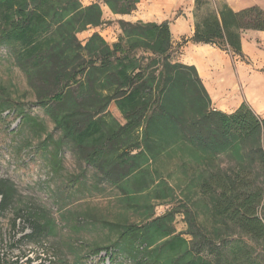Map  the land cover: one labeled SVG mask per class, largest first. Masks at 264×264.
Wrapping results in <instances>:
<instances>
[{
    "label": "trees",
    "instance_id": "obj_1",
    "mask_svg": "<svg viewBox=\"0 0 264 264\" xmlns=\"http://www.w3.org/2000/svg\"><path fill=\"white\" fill-rule=\"evenodd\" d=\"M139 1L92 0L84 6L80 0H0V48L12 54L36 104L61 133L40 142L45 149L52 146L45 163L57 172L60 152L69 146L96 172L93 187L117 189L119 202L139 213V222L119 232L109 258L121 255L134 264H264V117L245 104L230 114L212 110L195 69L171 61L168 22L118 21L120 34L111 45L98 33L85 44L77 38L105 25L102 6L127 15ZM244 31L264 32V11L252 6L234 12L219 2L195 21L190 41L242 59ZM9 108L0 107V115ZM17 115L20 130L41 127L45 133L34 117ZM178 152L194 162L207 156L208 168L194 166L188 175L184 167L183 178L172 183L154 179V166L165 168L163 158ZM221 155L234 166L215 168ZM176 188L209 197L211 222L198 220L187 205L155 216L150 202L169 198ZM15 201L14 185L0 179V213ZM179 211L189 240L173 227ZM51 225L33 217L23 237L36 243Z\"/></svg>",
    "mask_w": 264,
    "mask_h": 264
},
{
    "label": "rangeland",
    "instance_id": "obj_2",
    "mask_svg": "<svg viewBox=\"0 0 264 264\" xmlns=\"http://www.w3.org/2000/svg\"><path fill=\"white\" fill-rule=\"evenodd\" d=\"M80 1L84 6L92 2ZM219 2L222 1L200 0L196 7L194 0V23L210 11H215ZM102 12L105 25L97 32L111 45L120 34L117 33L118 20L113 19L105 6H102ZM91 34L92 28H89L77 38L85 44ZM7 105L10 108L0 115V179L9 180L14 185L16 201L0 213V264H134L121 255L116 260L109 258L107 251L117 242L123 227L139 222V213L126 209L119 202L120 192L117 189L105 184L93 187L97 182L96 172L80 162L67 145L60 152L61 168L57 172L51 171L44 156L52 150V146L45 149L39 144L46 134L57 140L61 133L36 104V98L28 88L23 73L16 67L12 54L0 48V107L4 109ZM20 111L34 117L45 133L38 130L41 127H36L34 131L20 130L17 115ZM163 162L166 167L161 169L157 164L154 168H159L158 174L152 172V176L169 183L183 178L184 167L189 175L194 166L205 170L209 164L207 156L194 162L180 152L164 157ZM233 166L229 156L221 155L214 161V167L222 171ZM150 204L155 216L182 205L191 208L198 220L208 221L210 215L209 197H202L197 192L184 193L178 188L169 198L152 200ZM261 207L260 214L264 218V197ZM33 217L42 223L52 224L51 231L37 237L36 243L23 237L30 232ZM173 227L176 233L190 239L184 234L187 225L182 212L175 213ZM97 247L103 249L96 255L92 254Z\"/></svg>",
    "mask_w": 264,
    "mask_h": 264
},
{
    "label": "crops",
    "instance_id": "obj_3",
    "mask_svg": "<svg viewBox=\"0 0 264 264\" xmlns=\"http://www.w3.org/2000/svg\"><path fill=\"white\" fill-rule=\"evenodd\" d=\"M221 1L234 12L252 6L264 11V0ZM193 9L194 0H140L130 14L113 15L107 11L113 19L129 23L168 22L171 61L195 69L212 110L230 114L245 104L255 115L264 117V32L241 33L243 59L237 60L215 45L190 41L194 33ZM98 30L92 28V34Z\"/></svg>",
    "mask_w": 264,
    "mask_h": 264
}]
</instances>
